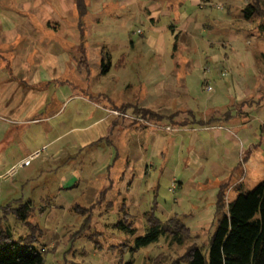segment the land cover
<instances>
[{
  "label": "rangeland",
  "instance_id": "obj_1",
  "mask_svg": "<svg viewBox=\"0 0 264 264\" xmlns=\"http://www.w3.org/2000/svg\"><path fill=\"white\" fill-rule=\"evenodd\" d=\"M217 1L220 7L227 10L218 24L229 25L241 43V49H235L233 58L247 57L245 61L250 74L246 71L245 75L239 76L246 77L243 86L246 90L250 87V92L233 101L237 87L231 84L233 73L228 72L225 65V77H219V66L210 69L206 77L212 90H202V76L196 70L189 77L190 99H187V105L200 110L214 107L218 109L215 114L221 120L236 119L220 130V133H228L226 138L221 134L214 137L213 134H217L214 129L204 131L197 125L187 129L177 126L176 123L190 119V111H185L186 107L176 110L172 107L166 110L149 108L162 115L180 111L170 120L169 128L172 130L149 127L164 118L161 121L143 118L136 113L141 109L137 104H126L114 110L124 128L113 129L112 134L106 135L105 123L99 124L95 120L99 115L107 114L101 105L111 106L112 103L98 95L99 86H108L109 98L141 94L143 89L139 85L146 81V69L153 61L149 58L154 54L150 52L138 59L141 69L140 72H131L133 76L131 73L124 76L118 69L102 77L95 53L98 48L92 45L89 47L91 55L87 54L88 73L77 71L80 59L75 57L71 63L76 70H67L57 79L49 78V72L38 59L36 49H24L30 48L28 41L42 37V42L49 39L59 45L72 32L71 26L77 28L78 31H73L78 35L91 40L98 41L99 33L106 36L107 41L113 37L123 39L126 31H121L122 22L118 30L114 23L108 22L109 16L105 17L109 1L107 5L103 3L105 7L102 5L100 13L99 9H94L90 15L85 14L86 23L91 17H102L108 23L103 22L89 34L85 23L80 17L78 23L77 18L79 15L82 17V8L90 9L101 0H0V86L10 77L13 54H25L29 67L24 68L21 74L29 68L31 71L27 78L22 77L20 83L26 87L30 85L31 89L25 98L21 116L40 118L20 124L0 120V139L5 131H11L14 140L5 143L0 150V163L8 162L0 164V226L7 229L14 240L28 233V226L16 218L13 210L29 201L34 209L29 222L44 231L37 236L35 243L44 252V264H141L144 256L156 254L159 250H165L170 258L182 256L191 243L197 244L206 254L208 239L216 226L215 203L223 210L238 191L252 189L263 179L264 98L261 95L264 92V0ZM247 5L257 10L251 20L242 16L241 11ZM10 9L15 12L9 13ZM215 10L220 12L217 8ZM28 17L35 28L29 31L23 26V19ZM128 26H132L129 34L134 39H140L136 28H143L142 25L129 22ZM36 73L37 78L34 77ZM60 82L66 83L62 85ZM128 82L132 83L130 88L126 86ZM151 89H148L147 97L153 98ZM170 97L168 95L166 99ZM40 103L43 105L34 111L28 109L32 104L38 106ZM176 104V108L181 105ZM247 108H251L249 114L245 113ZM224 115L227 119H223ZM133 125L146 129L139 134L138 130L128 127ZM95 135V140L91 141L90 138ZM244 135L256 148L249 151L250 155L245 160L243 152L246 153L248 145L242 141ZM57 136L59 140L49 143ZM99 136L103 139L95 144ZM15 145L19 146L18 151L14 150ZM56 146L60 150L54 153ZM24 148L28 151L20 159L17 154ZM35 151L38 154L31 156ZM198 162L203 165H198ZM105 188L108 189L107 197L113 198L114 210L123 204L127 206L135 234L145 232L146 220L142 213L153 207L155 215L161 220L177 214L189 227L190 236L180 245H167L160 239L138 251H130L132 244L127 248H122L120 244L125 235L109 229L118 219L114 210L109 215H94V219L100 222L92 224L98 227L96 232L103 231L100 226L106 227L105 223L109 222L106 231L94 234V230L90 229L82 235L76 234L84 217L71 208L89 205Z\"/></svg>",
  "mask_w": 264,
  "mask_h": 264
},
{
  "label": "crops",
  "instance_id": "obj_2",
  "mask_svg": "<svg viewBox=\"0 0 264 264\" xmlns=\"http://www.w3.org/2000/svg\"><path fill=\"white\" fill-rule=\"evenodd\" d=\"M107 1H109V10L106 11L105 17L108 15V22L114 23L118 30L119 23L122 22L121 31L123 33L126 31V37L121 34L124 37H122L123 39L118 40V37H113L110 41H107L106 36L99 33L98 41H95L85 36H80V34L78 35L76 31H73L77 30V28L71 26L72 32L68 34V37L59 45L49 39H45L46 41L42 42L40 41L42 37L39 39L34 37V40L28 41L30 48L27 49L25 47L24 49L27 51L32 50V48L36 49V55L39 56L38 59L41 60V63L49 72V78L54 77V79H57L64 72L67 73V70H76V68H74L75 65L71 63V59L75 57L80 59L77 71H79V73L83 71L88 73L90 67L87 61V54L91 53L89 47L92 45L98 48L95 52L97 54L98 66L101 67L102 62L108 63L105 70H102V67L100 68V75L102 77L108 76L113 70L115 71L118 69L124 76H129L133 71L134 73L137 71L140 72L141 66L138 64V61L151 52L154 56L149 59L153 61L150 68L148 67L146 69V81L139 85L142 86L143 89L141 94L135 95L133 93L131 96L109 98L110 90L108 86L102 84L99 86V90L97 91L98 95L112 103L111 106L102 104V109L107 114L104 116L99 115L98 119L95 120V122H99V124L105 123L107 128L106 134L109 126L114 120L118 119V114L113 113L114 110L126 104H137L139 106L160 110H166L171 107L176 110L180 109V107H186L185 109L187 110L185 111H190L189 115L191 116L188 122L176 123L180 128L187 129L193 125H197L199 126L198 128L204 131L214 129V132L217 133L213 134L214 137L223 135L224 138H226L229 136L228 133H220V130L225 128L226 123L236 121V119L229 118V120L223 121L221 117H217V113L215 114V111L218 109L216 110L214 107H206L200 110V108L198 109L195 106L189 107V105H187V99H190L189 77H191L196 70H199L202 76V90H212V87L211 89L206 88V74L215 69L216 66H219L217 70L219 77L226 76L227 71H225V65L228 72L233 73L231 84L237 87L236 97L233 101L243 98L250 92V87H247L246 90L244 89L245 86H243L246 82V77L243 76L240 78L239 76L240 74L245 75L246 71L250 74V68L245 61L247 57L245 56L243 59L233 58L235 49H241V43L236 39L235 32L229 25L218 24L220 17L226 15L225 13H227V10L222 6L220 7L217 0H101V3L90 7V9L86 8V10H84L82 8V11H80L82 17L79 15L77 18L78 23L79 17L81 21L85 23L88 29L87 33L92 34V30L98 29V25L103 24V22L108 24L102 17H91L87 23L85 21V14L90 15V12H93L94 9H99L100 13L103 10V3L107 5ZM105 5H103V8ZM215 8L220 10V12H217ZM8 12L12 13L15 11L10 9ZM29 19V17L23 19V26H25L24 29H27V31L35 29L33 26L34 24L32 25ZM129 22L131 24L138 22L142 25L143 28H136V32L141 35L140 39H134L129 34L130 31H132V26H128ZM106 27L107 26H105V28ZM100 35H102V37ZM60 46L61 48H59ZM47 47L48 50H45ZM230 49L231 51H229ZM16 54L20 53H14L12 56L14 62L13 67L10 66L9 68L10 77L6 79L4 85L0 86V120L11 124H20L40 119L33 116H21L23 104L26 96L30 92L31 86L28 85L26 87L20 82L22 81V77L27 78L29 76L31 70L29 68L25 74L24 72L21 74L24 68L29 67L27 65L28 60H26L25 54ZM133 75L134 74H132V76ZM19 77L21 78L19 79ZM34 77L37 78L38 73H36ZM40 77H43V75ZM3 80L4 78L1 81ZM65 83L66 82H60L62 85ZM68 85L69 82L66 86ZM126 86L130 88L132 83L128 82ZM150 87L152 88L150 92L153 98L147 97V91ZM168 95H171V97L166 99ZM214 99L216 98H213V100ZM168 101L170 102L169 105L167 104ZM176 103L181 105L176 108ZM42 105L43 103H40L38 106L32 104L28 109L34 111ZM250 109L251 108H247L245 113L249 114ZM262 109H264V107ZM17 111L20 112L16 115ZM226 115H224L223 119H227L228 115ZM230 115H233V113ZM237 120L241 121L239 118ZM170 123L169 119L166 120V118H164L162 122L152 124L149 127L164 128L170 131L172 129L167 128L170 127ZM181 124H183V126ZM115 127L116 131L124 128L120 124L119 119ZM128 127L138 130L139 134L146 129V127L139 125ZM236 133L237 132H235V134ZM11 135V131L4 132L3 138L0 139V150L5 143L14 142ZM95 137L96 135L92 136L90 140H95ZM57 140H59L58 136L52 138L49 143H55ZM242 141L245 145H248L247 151H245L246 153L243 152L245 155L243 158L245 160L248 159L250 155L249 151L255 150L256 148L254 145H251L249 139H247L245 135ZM15 149L18 151L20 148L15 145L14 150ZM26 149L27 148H24L23 151L21 150V152L17 154L20 159L25 157L28 151ZM53 149L54 153H57L60 147L56 146ZM6 163L8 162L5 161L0 164L5 165ZM198 165H203V163L198 162ZM143 166H147L144 161Z\"/></svg>",
  "mask_w": 264,
  "mask_h": 264
},
{
  "label": "trees",
  "instance_id": "obj_3",
  "mask_svg": "<svg viewBox=\"0 0 264 264\" xmlns=\"http://www.w3.org/2000/svg\"><path fill=\"white\" fill-rule=\"evenodd\" d=\"M241 12L246 20H251L257 10L247 5ZM107 65L108 63L102 62V70H105ZM261 97L264 98V92ZM140 108L136 113L155 121H161L163 118L172 120L180 113L175 111L162 115L148 107ZM117 122L118 119L113 121L106 135L112 134ZM102 139L103 137H100L94 143L99 144ZM107 196L108 189L105 188L98 192L89 205L85 207L75 205L71 208L74 213L84 217L76 234L82 235L90 229L94 230V234L106 231L109 222L105 223L106 227L100 226L103 231L97 232L98 227L92 224L100 223L94 219V215L97 217L103 213L108 215L113 213V198ZM215 204L216 226L208 239L206 254L197 244L191 243L185 248L182 256L170 258L165 250H159L156 254L144 256L141 264H264V177L252 189L238 191L235 197L227 202L225 209L222 210L217 202ZM33 210L29 201L13 210L16 218L28 226V233L18 239H12L10 232L0 226V264H44V252L41 246L35 245L37 236L44 234V231L40 230L38 225L29 222V218L34 215ZM114 211H117L118 219L109 226V229L125 235L126 238L120 244L122 248L132 244L130 251H138L160 239L167 245H180L191 233L177 214L161 220L151 207L142 213L146 220L145 232L135 234L133 219L127 206L123 204Z\"/></svg>",
  "mask_w": 264,
  "mask_h": 264
},
{
  "label": "built area",
  "instance_id": "obj_4",
  "mask_svg": "<svg viewBox=\"0 0 264 264\" xmlns=\"http://www.w3.org/2000/svg\"><path fill=\"white\" fill-rule=\"evenodd\" d=\"M206 88L207 89H211V86L210 85H206ZM167 128H169V127H167ZM38 154V151H35L31 156H35V155H37Z\"/></svg>",
  "mask_w": 264,
  "mask_h": 264
}]
</instances>
